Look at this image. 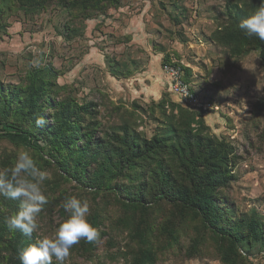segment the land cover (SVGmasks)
I'll return each instance as SVG.
<instances>
[{
	"label": "rangeland",
	"instance_id": "374dc122",
	"mask_svg": "<svg viewBox=\"0 0 264 264\" xmlns=\"http://www.w3.org/2000/svg\"><path fill=\"white\" fill-rule=\"evenodd\" d=\"M236 4L234 0H121L101 11L79 12L56 0L33 7H23L21 0H0V82L24 87L28 74L49 72L57 101L82 112L87 123H97L100 136L113 142L111 136L127 133L136 146L181 128L180 121L188 119L183 108L192 111V133L227 154L220 223L243 226L247 237L250 221L264 230V62L261 49L241 43L240 17L237 21L230 17ZM172 71L179 72L187 98L172 92ZM2 108L0 104V134L14 132L4 124ZM2 152L19 153L0 141ZM96 163L107 173H116V162ZM165 168H173L172 162ZM46 171V183L59 179L55 170ZM174 171L180 181L181 171ZM126 176L131 180L122 178L119 183L131 188L134 171ZM98 180L111 181L108 175ZM59 183L54 199L48 186L44 190L50 199L61 204L72 196L87 199L89 218L97 214L99 229L106 234L90 254L84 253L80 242L73 245L65 264H137L139 244L131 238L136 223L127 217L131 212L104 192L91 199L77 191L76 182L59 179ZM163 208L147 219L172 224L178 242L171 247L162 244L155 264H264L260 242H243L232 257H226L228 243L204 227L200 217L171 219L173 209ZM60 209L45 205L34 241L54 235L65 220ZM13 235L8 231L6 242ZM164 239L168 242L169 236ZM14 258L12 251L0 252V264H11ZM52 264H57L55 259Z\"/></svg>",
	"mask_w": 264,
	"mask_h": 264
},
{
	"label": "trees",
	"instance_id": "16d2710c",
	"mask_svg": "<svg viewBox=\"0 0 264 264\" xmlns=\"http://www.w3.org/2000/svg\"><path fill=\"white\" fill-rule=\"evenodd\" d=\"M56 1L72 10L86 12L101 11L103 8L118 5L121 0ZM234 1L242 5L241 9L239 4L232 6L230 17L235 21L238 17L241 21L248 18L264 3V0ZM44 2L45 0H21V5L33 7ZM240 32L242 45L261 49L264 62V41L255 36L249 38L242 30ZM51 76L49 72L34 71L28 74L24 87L7 86L0 82V104H3L4 124L14 130L0 134V141L19 152L27 150L41 170L53 169L55 173H59L62 183L76 182L75 188L83 197L92 199L104 192L103 195H111L121 202L123 210L131 212L127 216L128 219L136 223L131 238L139 244L135 251L137 264H155L158 249L163 245L171 247L178 242L172 224L166 221L151 223L147 219L151 212H160L165 206L173 209L171 219H174V215L185 218L192 214L194 217H200L204 227H208L221 242L228 243L224 249L226 257H232L243 242L257 241L262 244L261 249H264V230L255 221L247 224V237L243 234V226L220 223L224 221L219 215V204H222L221 192L226 188L223 175L226 174L228 158L223 148L216 147L199 134L192 133L190 125L195 121L192 111L188 112L187 108H183L187 113L183 116L188 119L180 121L183 126L172 129L169 135L155 137L150 142L136 146L128 138V134L124 133L120 138L111 136L112 142L110 137L99 135L97 123H87L89 120L86 121L82 112L56 100V84ZM178 106L182 107L181 104H177ZM180 109L182 112V108ZM38 116L44 117L46 121L42 127L35 124ZM16 158V154L2 152L0 173L9 171ZM99 161L108 162L110 166L112 162H116V173H107L105 168L100 167L102 164H95ZM167 162H172L173 168H165ZM93 165H96L94 170ZM173 169L181 171L180 181L176 179ZM129 171H134L135 177L131 181L134 184H131V188H123L119 181L122 178L131 180L132 177L126 176ZM101 175H108L110 183L98 182ZM59 179L56 178L53 184H43V191L48 186L53 192L51 199L55 198ZM122 189H125V194ZM45 194L48 203L60 207L59 214L66 219L68 213L65 212L63 204L58 200L52 201L47 192ZM18 208V201L0 196V252L6 250L15 254L11 264H20L19 253L35 243L33 235L25 236L19 230L11 231L14 233L12 240H5V235L10 231L6 218L9 214L14 215ZM137 216L140 217L139 221H136ZM128 219L124 220L123 224ZM89 221L98 229L99 236L93 242L84 239L80 241V246L86 254L95 252L97 245L106 235L99 229L97 214L90 216ZM165 224L168 226L164 227ZM167 235L168 242L164 239Z\"/></svg>",
	"mask_w": 264,
	"mask_h": 264
},
{
	"label": "clouds",
	"instance_id": "9594fccd",
	"mask_svg": "<svg viewBox=\"0 0 264 264\" xmlns=\"http://www.w3.org/2000/svg\"><path fill=\"white\" fill-rule=\"evenodd\" d=\"M238 27L245 36H255L264 41V3ZM45 123L42 116L35 120L38 127ZM48 178V172L41 170L27 150L18 153L9 171L0 173V196L19 202L18 211L6 220L10 231L19 230L25 236L32 237L38 230V217L48 203L43 191V184ZM63 208L68 216L54 235L36 240L24 248L19 253L20 264H52L53 259L57 264H65L73 245L82 239L93 242L98 238V229L89 221L90 204L87 199L69 197L64 201Z\"/></svg>",
	"mask_w": 264,
	"mask_h": 264
},
{
	"label": "built area",
	"instance_id": "2783aa9c",
	"mask_svg": "<svg viewBox=\"0 0 264 264\" xmlns=\"http://www.w3.org/2000/svg\"><path fill=\"white\" fill-rule=\"evenodd\" d=\"M169 75H170V79L172 83L171 84L172 92L179 96H182V98H187L189 96V93H188L187 88L183 84V81L181 79L179 72L172 71L169 73Z\"/></svg>",
	"mask_w": 264,
	"mask_h": 264
}]
</instances>
